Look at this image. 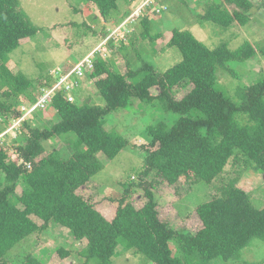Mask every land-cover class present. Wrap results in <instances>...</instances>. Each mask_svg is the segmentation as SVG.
Instances as JSON below:
<instances>
[{
	"label": "trees",
	"instance_id": "trees-1",
	"mask_svg": "<svg viewBox=\"0 0 264 264\" xmlns=\"http://www.w3.org/2000/svg\"><path fill=\"white\" fill-rule=\"evenodd\" d=\"M82 1L94 3L105 17L119 9V0ZM143 1L137 0L134 7ZM209 2L201 18L222 29L236 21L246 24L253 6L251 0ZM150 3L155 13L156 4ZM152 13L148 10L140 17L139 27L140 37L153 44L160 35L151 33ZM39 30L20 7V0H0V86L7 87L0 94V117H22L18 105L7 101L11 95H25L36 103L47 93L44 105L33 111L54 110L42 125L31 126L24 117L17 127L18 136L0 139V264H9V255L14 258L24 252L30 234L46 230L52 223L84 241L79 251L83 264L92 259L110 264L122 250L141 253L153 264H211L217 257L240 261L242 250L255 238L264 240V206L256 207L250 192L236 185V178H222L231 161L237 172L249 167L264 173V71L247 84L231 65L258 54L264 57V43L246 39L236 49L226 42L210 47L191 30L173 28L167 44L180 59L166 70H158L145 49L137 50L140 65L129 58L130 44L138 45L132 38L127 46L121 43L119 47L125 53V72L113 68L110 59L99 54L84 61L79 71L70 68L61 72L57 86L48 78L36 98L29 89L36 88L32 77L24 71L12 72L6 63L12 51L22 46V39L35 37ZM220 70L234 77L231 89L219 83ZM85 73L94 81L101 103L78 101L74 95V89L85 84ZM186 86H191L189 91L177 98L173 88ZM154 87L158 91L152 93ZM229 90L234 94H228ZM133 98L170 113L143 127L146 143L140 145L141 167L137 176L122 182L117 209L108 220L84 187L105 161L131 144L129 135L116 131L108 115L127 111ZM55 137L62 138L64 145L48 149L44 142ZM199 181L213 185L215 193L182 212V225L172 227L168 215L173 203L162 199V189L171 187L186 198ZM140 190L144 203L136 207L129 196L141 194ZM194 216L197 226L190 223ZM172 240L177 242L179 254L174 252ZM55 250L59 258L71 254L63 246ZM36 255L26 253L20 264H44Z\"/></svg>",
	"mask_w": 264,
	"mask_h": 264
},
{
	"label": "rangeland",
	"instance_id": "rangeland-1",
	"mask_svg": "<svg viewBox=\"0 0 264 264\" xmlns=\"http://www.w3.org/2000/svg\"><path fill=\"white\" fill-rule=\"evenodd\" d=\"M150 1L144 0L134 7L137 0H119V9L111 16L105 17L92 2L82 0H20V7L39 27L40 34L38 33L31 39H22L21 43L24 45L22 44L12 51L6 65L14 73L24 71L32 77L36 88L29 87V89L37 98L41 89H44L41 87V83H44L48 78L56 84L58 82L56 79L61 75V72L70 68L74 70L78 64L83 61H92L99 54L110 59L113 68L122 73L125 72L127 69L125 53L119 47L121 43L127 46L132 38L134 41L137 40L138 45L130 44L127 53L129 58L134 59L140 65L142 60L137 50L145 49V53L148 52L149 60L154 63L155 67L161 71L166 70L180 59L179 53L177 55L167 44L173 28L191 30L196 37L210 47L226 42L230 48L236 49L246 39L257 45L264 43V0H251L253 6L247 12L249 20L246 24H240L236 21L227 29H222L218 24L201 18L206 12L209 6L207 2L210 0H153L158 9L155 13H152L154 7L150 6L152 4ZM213 1L221 2V0H211L209 4ZM76 7H78L77 11L75 10ZM148 10L152 13L151 33L160 35L153 44L150 43V39L140 37V17ZM142 57H144L143 54ZM231 65L239 71L240 79L249 84L260 77L261 71H264V57L258 54L251 60L233 62ZM133 67H135L134 63ZM225 71H219L221 78L218 79L219 83L228 90V87L231 89L230 86L235 85V79L232 75L230 77L222 74ZM42 74L43 77H40L39 75ZM83 78L85 81L83 87L74 89V95L78 96L77 100L88 99L94 103H101L95 93L94 81L88 78L86 73ZM6 88V86H0V94ZM190 88L191 86L174 87L173 92L177 98H181ZM151 91L155 93L158 90L154 87ZM228 94H234V90H229ZM42 97L43 94L39 99ZM7 101H12L18 105L22 117L17 120L9 118L6 119L7 121L5 117H0V139L8 138L10 135V137L18 136L17 127L24 117L31 126H35L42 125L44 120H48L54 115V110L51 108L33 111L32 107L35 102L25 95L18 98L11 95ZM102 101L104 102L103 99ZM132 101L133 103L127 108V111L122 109L118 113L114 111L108 115L113 118L111 123L115 126L116 131L129 135L131 144L116 157L105 161L103 168L92 177L88 187H84V191L90 196L91 201H94L95 206L108 220L113 219L117 209L118 198L121 197L124 189L122 182L137 176L136 172L141 167L142 152L140 145L146 143L143 127L170 113L166 112L167 114H165L157 105L140 101L137 98H133ZM107 126L110 127V124ZM21 130L27 131L25 127ZM6 132L8 133L5 134ZM44 143L48 149L59 148L64 145L63 139L59 137ZM9 147L12 150L11 156L14 157L16 153L13 152L12 144ZM237 165L238 167L242 166L240 163ZM235 170L236 164H233L232 161L229 162L223 170L222 178L228 176L236 178V185L250 192L253 204L258 208L263 207L264 173L249 167L241 170V172ZM140 192L141 194L132 193L129 196V200L136 207L144 203V199L141 197L142 190ZM214 193V186H209L205 181H199L186 198L180 197L183 192L178 193L173 188L165 186L161 191V197L163 200L173 203V209L168 215V222L174 228L180 227L182 225L181 213L207 201ZM190 223L191 226L199 225L195 216ZM84 244V241L74 239L66 227L52 223L48 229L38 230L30 234L25 240L24 252L21 251L22 253L15 255L14 258L9 255V262L12 264L13 261L14 264H20L25 259L26 253H31L37 254L44 264H83L84 258L79 251ZM60 246L65 247L71 254L66 258H59L55 249ZM171 246L174 252L179 254L175 240L171 241ZM118 250H122L120 245ZM10 259L12 260L10 261ZM239 260L224 261L217 257L211 264H237V262H240L239 264H252L255 261H260L258 264H264V240L255 238L242 250ZM89 264H98V262L92 259ZM110 264L153 263L141 253L133 254L131 250H122L120 254H114Z\"/></svg>",
	"mask_w": 264,
	"mask_h": 264
},
{
	"label": "built area",
	"instance_id": "built-area-1",
	"mask_svg": "<svg viewBox=\"0 0 264 264\" xmlns=\"http://www.w3.org/2000/svg\"><path fill=\"white\" fill-rule=\"evenodd\" d=\"M83 63H84V61H83L82 63L78 64L74 70L79 71V69L81 68V66L83 65ZM47 99H48V94L46 93V94L44 95V97L41 98V100H40V104H41V105H44V102H45Z\"/></svg>",
	"mask_w": 264,
	"mask_h": 264
},
{
	"label": "clouds",
	"instance_id": "clouds-1",
	"mask_svg": "<svg viewBox=\"0 0 264 264\" xmlns=\"http://www.w3.org/2000/svg\"><path fill=\"white\" fill-rule=\"evenodd\" d=\"M44 97V96H43ZM40 100L41 99H39L34 105H33V107H32V110H34L37 106H40L41 104H40Z\"/></svg>",
	"mask_w": 264,
	"mask_h": 264
}]
</instances>
